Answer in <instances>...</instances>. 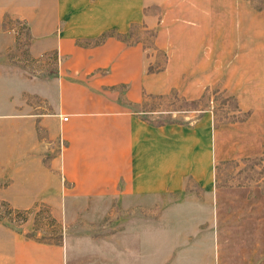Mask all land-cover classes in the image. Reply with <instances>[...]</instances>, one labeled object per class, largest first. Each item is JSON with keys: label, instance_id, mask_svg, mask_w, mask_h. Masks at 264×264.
Segmentation results:
<instances>
[{"label": "crops", "instance_id": "0c3cea01", "mask_svg": "<svg viewBox=\"0 0 264 264\" xmlns=\"http://www.w3.org/2000/svg\"><path fill=\"white\" fill-rule=\"evenodd\" d=\"M5 11L27 21L31 53L51 54L55 67L35 81L20 73L29 86L20 96L0 65V197L17 209L45 204L63 239L38 241L0 222V264H264L262 236L249 240L247 258L225 261L224 233L240 241L261 228L243 220L251 195L216 183L218 162L264 148V9L249 0H0V27ZM141 29L154 30L160 69H148L157 54L131 39ZM171 93L193 107L207 93L231 98L234 112L141 116L149 99Z\"/></svg>", "mask_w": 264, "mask_h": 264}, {"label": "rangeland", "instance_id": "374dc122", "mask_svg": "<svg viewBox=\"0 0 264 264\" xmlns=\"http://www.w3.org/2000/svg\"><path fill=\"white\" fill-rule=\"evenodd\" d=\"M256 8L264 9V0H249ZM154 30L141 29L139 32L133 33L131 39H142L147 47V51L152 54L156 53L158 60L155 64H150L149 69H160L164 62V53L154 49L152 38ZM130 36V34H129ZM32 36L29 24L25 19L17 17L10 11L3 14L0 27V65L9 66V82L16 84L17 94L26 96V90L29 88L27 83H20L18 76L21 73L24 78L35 81L39 77L48 75L53 72L55 61L51 54H43L33 56L31 53ZM16 70V71H15ZM14 71L16 73H14ZM21 71V72H20ZM16 74V75H15ZM15 76L17 79H15ZM8 84L1 83V88H6ZM173 93L163 97H152L146 104L141 106V110H149V112H141V116L151 121H164L176 119L179 121H192L198 114V107L211 109L216 113V119H223V116L233 114L235 102L229 98L224 101H210L213 95L207 93V96L197 107L183 102L181 99H172ZM210 101V102H209ZM223 103V104H222ZM64 118V117H63ZM64 139L61 135L57 138V145L61 148ZM261 151V150H260ZM253 156H237L231 159H225L217 163L216 177L217 185L224 187H240L242 191L248 192L250 199L246 201L252 213L244 216L243 220L246 224L249 219L256 221L260 226L261 232L241 234L240 241L237 239L239 234L224 233L228 239L223 241V250L225 261L238 260L239 258H247L250 251L249 247L253 244L252 240L264 239V153ZM187 188L199 191V187L195 184L188 183ZM9 209H15L8 201L0 197V222L9 228L23 233L24 236L33 238L38 241L49 243H60L63 239V228L55 217L50 213V209L45 204H38L36 207L27 208V212L18 211L8 214ZM24 210V209H21ZM33 223V225H31ZM31 225V228L27 226ZM251 225V224H250ZM236 235V239L232 236Z\"/></svg>", "mask_w": 264, "mask_h": 264}, {"label": "trees", "instance_id": "16d2710c", "mask_svg": "<svg viewBox=\"0 0 264 264\" xmlns=\"http://www.w3.org/2000/svg\"><path fill=\"white\" fill-rule=\"evenodd\" d=\"M113 33H115V31H107V32H104V33H102L94 42L95 43H98V42H100L106 35H110V34H113ZM127 34H130V33H126V34H118L119 36H123L124 38L127 36ZM149 69V68H148ZM149 70H151V69H149ZM192 103H194V101H192ZM246 114H237V115H235L236 117H235V119H237V120H241V119H243L244 118V116H245ZM161 122H163V121H158L157 123H161ZM263 153H264V148H263V151H262ZM261 152V153H262ZM216 183H217V177H216ZM13 211H15V212H18V211H24V212H27V210H21V209H17V208H15V209H9L8 210V214H10L11 212H13Z\"/></svg>", "mask_w": 264, "mask_h": 264}, {"label": "built area", "instance_id": "2783aa9c", "mask_svg": "<svg viewBox=\"0 0 264 264\" xmlns=\"http://www.w3.org/2000/svg\"><path fill=\"white\" fill-rule=\"evenodd\" d=\"M64 118H66V117H64Z\"/></svg>", "mask_w": 264, "mask_h": 264}]
</instances>
